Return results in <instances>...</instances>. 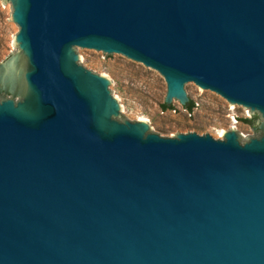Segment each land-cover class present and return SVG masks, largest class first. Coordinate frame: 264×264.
<instances>
[{"label":"water","instance_id":"water-1","mask_svg":"<svg viewBox=\"0 0 264 264\" xmlns=\"http://www.w3.org/2000/svg\"><path fill=\"white\" fill-rule=\"evenodd\" d=\"M6 1L20 51L0 61V264H264V137L120 123L78 55L157 70L175 108L198 86L264 119V0Z\"/></svg>","mask_w":264,"mask_h":264},{"label":"rangeland","instance_id":"rangeland-1","mask_svg":"<svg viewBox=\"0 0 264 264\" xmlns=\"http://www.w3.org/2000/svg\"><path fill=\"white\" fill-rule=\"evenodd\" d=\"M13 9L10 1L0 0V61L20 51L16 41L20 27L12 18ZM78 55L84 67L106 77L115 88L125 111L120 123L145 121L153 134L170 138L197 133L220 139L230 130L241 134L247 143L264 137L262 130L243 121L255 118L257 125L264 120L261 116L229 103L219 94H207L198 86L192 87L191 100L199 103L194 114L188 117L182 111L167 112L161 107L165 102L167 84L157 70L128 57L88 49Z\"/></svg>","mask_w":264,"mask_h":264},{"label":"built area","instance_id":"built-area-1","mask_svg":"<svg viewBox=\"0 0 264 264\" xmlns=\"http://www.w3.org/2000/svg\"><path fill=\"white\" fill-rule=\"evenodd\" d=\"M192 101V108H175L172 104L170 107L165 108L164 111L167 112H172V113H176L177 111H182L184 114H186L188 117H191L194 114V110L199 106V103L191 100ZM162 113L163 110H162Z\"/></svg>","mask_w":264,"mask_h":264},{"label":"trees","instance_id":"trees-1","mask_svg":"<svg viewBox=\"0 0 264 264\" xmlns=\"http://www.w3.org/2000/svg\"><path fill=\"white\" fill-rule=\"evenodd\" d=\"M191 105H192V102L190 101V102L187 104V106H188V107H191ZM170 106H171V105H167L166 103H163L161 107L165 109V108H168V107H170ZM254 119H255V118H249V119L246 118V119H243V121H244L245 123H248V124L251 125V124L253 123Z\"/></svg>","mask_w":264,"mask_h":264},{"label":"flooded vegetation","instance_id":"flooded-vegetation-1","mask_svg":"<svg viewBox=\"0 0 264 264\" xmlns=\"http://www.w3.org/2000/svg\"><path fill=\"white\" fill-rule=\"evenodd\" d=\"M79 63V62H78ZM2 95H4L3 93H0V98L2 97ZM8 97H10V95H7ZM256 122V119H254L253 123L251 124L252 127H254V123Z\"/></svg>","mask_w":264,"mask_h":264}]
</instances>
